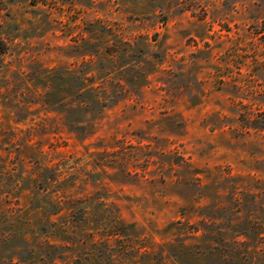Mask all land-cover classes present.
Returning <instances> with one entry per match:
<instances>
[{
    "label": "rangeland",
    "instance_id": "1",
    "mask_svg": "<svg viewBox=\"0 0 264 264\" xmlns=\"http://www.w3.org/2000/svg\"><path fill=\"white\" fill-rule=\"evenodd\" d=\"M0 264H264V0H0Z\"/></svg>",
    "mask_w": 264,
    "mask_h": 264
}]
</instances>
